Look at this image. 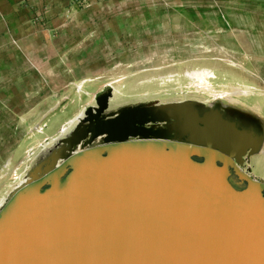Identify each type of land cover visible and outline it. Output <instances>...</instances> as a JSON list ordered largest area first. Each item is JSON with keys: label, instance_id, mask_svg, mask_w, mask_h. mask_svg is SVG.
Here are the masks:
<instances>
[{"label": "water", "instance_id": "1", "mask_svg": "<svg viewBox=\"0 0 264 264\" xmlns=\"http://www.w3.org/2000/svg\"><path fill=\"white\" fill-rule=\"evenodd\" d=\"M136 118L102 121L105 141L13 192L0 264H264V179L241 167L261 138L219 115L138 137Z\"/></svg>", "mask_w": 264, "mask_h": 264}, {"label": "rangeland", "instance_id": "2", "mask_svg": "<svg viewBox=\"0 0 264 264\" xmlns=\"http://www.w3.org/2000/svg\"><path fill=\"white\" fill-rule=\"evenodd\" d=\"M74 1L79 5L78 8L83 7L80 3L85 2ZM6 3L8 2H4L0 11L11 14L12 6ZM185 8L133 5L132 28L128 29L126 25V28L119 31L120 35L109 39L112 43L110 47V43H106L108 39L104 43L102 39L79 40L70 34L66 39L68 54L62 56L68 59L64 80L63 73L60 76V70H50L53 62L46 60V54L41 52L43 44L40 41L35 44L33 32L16 37L7 28L0 31V199L4 200L20 180L29 177V171H25L28 168L27 163H32L31 160L20 164L27 157V153L31 152L34 156L40 150V144L47 141L48 136H56L58 128L69 117L77 112L74 115L76 116L86 106L95 105V94L105 86L112 87L113 95L110 99L103 96L105 106L109 102L111 107L151 101L206 102V94L189 92L187 78L174 75L173 78L179 79L178 83L172 80L161 84L157 77L168 73L182 74L185 70L206 67L202 66L206 64L218 65V62L224 68L226 65L215 57L232 56L240 68L228 66L225 68L226 75L218 71L217 80L223 83L214 80L216 88L227 90L232 88L234 81H244L264 89V69H257V62H264V54L260 55L259 60L256 55L246 53H203L202 45L207 44L209 48L214 38L200 36L194 40L188 37L189 32L201 29H207L209 35L216 30L239 29L238 26H247L250 30H264V0H243L240 5L198 6L196 14H206L210 19L218 17L221 20L220 23L211 21L207 28L201 27L197 21L189 20L191 16L184 12ZM239 14L260 15L261 18L251 22L233 19L232 16ZM155 19L162 20V27L156 31L151 29V23L148 22H154ZM218 25L221 26L220 29ZM188 49L194 51L188 52ZM224 60L235 63L231 58ZM83 76H90L91 80L88 79L85 85L79 83L82 89L80 97L72 81ZM61 77L62 84H59ZM146 78L153 79L144 81ZM253 92L251 89L247 94H236L234 101L245 107L259 104L260 112L264 115V94ZM52 106L55 107L46 116L38 119L43 110ZM251 107L259 111L256 106ZM261 131L264 145V122ZM7 159H10L11 166L17 164L16 174L3 166ZM242 165L253 176L264 179V151L257 156L248 157Z\"/></svg>", "mask_w": 264, "mask_h": 264}, {"label": "crops", "instance_id": "3", "mask_svg": "<svg viewBox=\"0 0 264 264\" xmlns=\"http://www.w3.org/2000/svg\"><path fill=\"white\" fill-rule=\"evenodd\" d=\"M4 2H8L6 4H11L13 9L11 14L1 12V7H3ZM242 3L243 0H85L84 3H80V5L83 7L78 8L79 5L77 6L74 0H0V31H3L4 28H7L16 37L33 32L35 44L39 43V41L43 44L41 52L46 54L45 59L53 62V67L51 66L50 70H60V76L63 73L64 80L66 77L64 72L67 69L66 62L68 59L62 58V56L68 54L69 47L66 43V39L69 37V35L73 34L79 40L81 38H93L97 41L102 39L103 43L105 39H108L106 43H110V47L112 43L109 41V39L116 38L117 34L120 35L119 31L122 28H126L127 26L128 29L132 28L131 9L133 5L155 6L157 8L170 6L186 7L184 12L191 16L189 20L194 22L197 21L201 24V27L207 28V24H209L211 21L220 23L221 20L218 17H214L215 19H210V17H208L209 15L206 14H196V7H206L211 5H240ZM73 6H75V9ZM232 17L233 19H236V21L241 22L259 21L257 18H261L260 15L252 16L245 14L234 15ZM148 22L151 23V29H154L155 31L156 29L158 30L160 27H162L161 19H155L154 22ZM218 27L219 29L221 28L219 25ZM238 27L239 29L228 31L216 30L214 33H210V35L208 34L209 31L207 29L194 30V32H189L188 37H192L194 40L200 36L202 38H214L211 40V45L209 48L207 47V44L204 46L202 45L204 48L203 53L225 52L224 55H226V52L234 54L246 53L256 55V57L260 60V55L264 54V30H250L247 26ZM191 51L194 50L188 49V52ZM215 58L224 63L226 66L224 68L219 66V62L218 65H202L212 69V71L215 73L214 80H217L218 71L220 74L226 75L227 73L225 72V68L228 66L231 68H240V65L235 59L232 58V56H216ZM225 58H231L235 63H228L224 60ZM257 65L258 70L264 69V62L259 61L257 62ZM88 79H90V76H83L78 78L76 81H72V83L76 89L77 84L82 82L83 85H85ZM61 81L62 77L60 78L59 84H62ZM217 81L223 83V81ZM50 83L51 82H49V84ZM231 85L235 87H239L237 85L245 86L247 87L245 89H248L247 93L251 92V89H253V93L264 94V89H260L258 86L246 83L244 81H234ZM76 92L81 97L77 89ZM251 106L258 107L260 112L259 104H252L249 107ZM53 107L55 106H52L45 111L43 110L42 114L38 116V119L46 116L49 110ZM75 114H73L71 117H73ZM262 116L264 115L262 114ZM71 117H69V119ZM46 126L47 124H45V127Z\"/></svg>", "mask_w": 264, "mask_h": 264}, {"label": "bare ground", "instance_id": "4", "mask_svg": "<svg viewBox=\"0 0 264 264\" xmlns=\"http://www.w3.org/2000/svg\"><path fill=\"white\" fill-rule=\"evenodd\" d=\"M174 75L177 77L181 75L187 78V86L190 89L189 92L206 94V102L180 100L177 102L159 103L151 101L111 107L107 101L109 106L106 105L103 107L98 112L97 117L91 120L90 118L93 116L96 108L99 107V102L103 99V96H107L109 100L113 95L112 87L105 86L101 88L99 91H103L100 94L98 91L94 96L95 105L86 106L84 110H81L73 119L66 120L65 123L58 128L56 136H48L47 141L40 144V150L36 152L34 156H32L33 154L31 152L27 153V157L20 164L27 162L26 160H31L32 163H30V161L27 163L28 168L25 171V173L29 171V177L20 180L19 184L4 200H2V198L0 199V210L16 189L55 167L69 153L105 141V132H100L91 136L90 132L92 128H95L102 121L109 118L136 116L137 118L133 121V128L136 131L135 136L138 137L184 139L187 131L186 117L188 113L196 115L195 117L199 118L201 113L211 111L225 119L235 122V124L241 125L243 121L246 120L248 122L247 127L255 126V134L261 138V143L255 150L246 154L244 160H247L248 157L251 156H257V154L264 151V145L261 146L263 143L261 128L264 117L258 110L252 107H245L242 103L234 101L236 94L247 93L248 89L231 85V89L218 90L213 84L215 73L208 67L188 69L182 74L168 73L164 76H158L157 79L161 84L172 80L178 83L179 79L177 77L173 78ZM151 79L153 78H146L144 81H149ZM76 89L81 95L82 89L80 84L76 85ZM39 129L42 131L41 127ZM76 129L78 130V134L69 146L67 145V141L69 137L74 134ZM3 166L11 170L12 174H16L18 166L17 164L11 166L10 159H7L3 163ZM241 167L243 168V165H241Z\"/></svg>", "mask_w": 264, "mask_h": 264}, {"label": "flooded vegetation", "instance_id": "5", "mask_svg": "<svg viewBox=\"0 0 264 264\" xmlns=\"http://www.w3.org/2000/svg\"><path fill=\"white\" fill-rule=\"evenodd\" d=\"M196 115H193V114H191V113H188V115H187V117H186V119H187V122H193V123H197V124H202V120L201 119H208V118H210V119H214V118H216V116H218V114H215V113H212L211 111H207V112H205V113H201V116L199 117V118H197V117H195ZM225 119V118H224ZM227 121H230V120H228V119H226ZM231 123H233L237 128H239V129H242V130H245V131H249V132H251L253 135H255L256 136V134H255V126H253V127H247V125H248V122L246 121V120H244L243 121V124H241V125H243V126H241V125H239V124H235V122H233V121H230ZM185 138V137H184Z\"/></svg>", "mask_w": 264, "mask_h": 264}]
</instances>
